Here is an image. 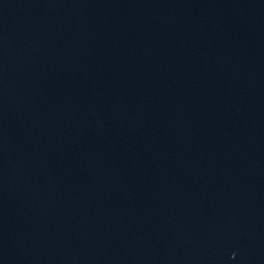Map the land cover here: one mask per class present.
<instances>
[{
	"label": "water",
	"instance_id": "1",
	"mask_svg": "<svg viewBox=\"0 0 264 264\" xmlns=\"http://www.w3.org/2000/svg\"><path fill=\"white\" fill-rule=\"evenodd\" d=\"M0 264H264V0H0Z\"/></svg>",
	"mask_w": 264,
	"mask_h": 264
}]
</instances>
